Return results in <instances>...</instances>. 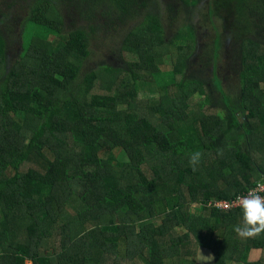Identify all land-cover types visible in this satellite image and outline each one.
Instances as JSON below:
<instances>
[{"label": "trees", "instance_id": "1", "mask_svg": "<svg viewBox=\"0 0 264 264\" xmlns=\"http://www.w3.org/2000/svg\"><path fill=\"white\" fill-rule=\"evenodd\" d=\"M66 1L69 10L24 3L22 42L30 22L54 38L20 42L15 57L18 0L0 9V264H197L186 259L198 247L213 264L260 249L243 264H264V232L243 238L234 231L240 208L208 205L264 177V0H210L212 44L195 31L201 0H169L168 27L152 4L121 40L128 60L84 74L91 43L107 38L100 17L113 20L124 0ZM226 41L236 92L219 77ZM139 82H155L158 96L140 99Z\"/></svg>", "mask_w": 264, "mask_h": 264}, {"label": "rangeland", "instance_id": "2", "mask_svg": "<svg viewBox=\"0 0 264 264\" xmlns=\"http://www.w3.org/2000/svg\"><path fill=\"white\" fill-rule=\"evenodd\" d=\"M29 1L31 0H18V2L17 0H15V2H17V5L15 6V8H13L14 12L12 17L15 21V24L14 23L13 24L16 26L15 29L16 33H11V37L13 39V41H11L10 44L11 57H15L21 51L20 42H22V40L20 33L24 28L23 22L25 21V15L27 11L26 8H24V3ZM54 1L59 6L67 10L70 9L69 2H67L66 0H54ZM7 2H10V0H0L1 10L3 9V6H5ZM210 3H211L210 0H201L200 4L196 6L197 9L194 14L195 18L193 23L196 27L195 31L198 35V40L200 44L202 43L212 44L213 42L212 40L217 32L214 31L213 28H210V24L207 23L206 17L203 16L206 13V9L209 7ZM152 4L155 7H158L160 17H162L163 19L162 21L166 23L167 27L168 24L173 23L172 21L169 20V18L172 17V13L170 12L169 0H159L156 1L155 4L153 3V1L150 0H124L122 8L118 7V10L115 11L113 20L100 17L99 19L100 23L104 25L103 26L104 29H108L107 32L105 31L106 33L105 35L107 36V38H104L102 41H93L91 43V54L82 66L81 69L82 74L86 73L87 70H89L90 68L96 67L100 63H105L114 67L121 66L123 60L126 59L125 57L122 56L120 50L121 40L126 34V31H128L130 28L134 27L135 25L139 24L143 20L145 14L151 9H153ZM67 21L70 22L71 18H67ZM77 22L78 21L74 20V23ZM215 22H217L216 23L217 29L219 30L218 32H220L221 31L220 22L218 21ZM1 26H3L2 28H6V24H3ZM174 31L175 29L173 31H168L166 32V35L168 33L170 38H172ZM34 36H40L48 39L54 38L53 34H51L46 27L42 25H37L34 22H30L25 35L26 40L24 41V43L22 42L25 48L28 46L29 39H31ZM227 43L228 44L224 47V49L228 52L227 53L222 52V54L218 58V63L220 65L219 67L221 70L219 77L222 80V86L225 90L228 91L231 90L232 92H236L238 90V86L236 87L235 85L237 63H236V58L234 57V53L232 52L235 49V45L231 44V42H227ZM165 60H166L165 61L166 65L163 66L162 69L165 71H170L172 69V64L170 63L169 58H166ZM196 62L197 60H195L193 63ZM197 68H199V66ZM203 73H204L203 76L204 78L212 79L210 75L211 72H209V70ZM198 74L201 75L200 72ZM137 87H138V96L140 99H150L158 96L157 84L155 82H139L137 84ZM207 88L210 91V93L215 95V90L213 89L212 84H208ZM193 97L194 99H197L199 102H202L204 98L202 94H198V93H195ZM191 211L197 215L201 214V209L199 205L191 206ZM177 231L183 233L185 232V229L177 228ZM205 242L207 243V241ZM260 256H261V250L257 251L253 249L247 253L244 261L257 260L260 258ZM186 260L188 262L194 261V263L197 264L214 263V257L212 252L204 247H198L196 250V255ZM244 261L239 263L229 262V264H243Z\"/></svg>", "mask_w": 264, "mask_h": 264}, {"label": "clouds", "instance_id": "3", "mask_svg": "<svg viewBox=\"0 0 264 264\" xmlns=\"http://www.w3.org/2000/svg\"><path fill=\"white\" fill-rule=\"evenodd\" d=\"M201 158L199 150L189 155V163L195 167ZM260 182L258 181V184ZM236 201L239 204L242 223L234 226L237 235L243 238H251L264 232V194L256 189H249L247 193L238 195Z\"/></svg>", "mask_w": 264, "mask_h": 264}, {"label": "built area", "instance_id": "4", "mask_svg": "<svg viewBox=\"0 0 264 264\" xmlns=\"http://www.w3.org/2000/svg\"><path fill=\"white\" fill-rule=\"evenodd\" d=\"M259 182L260 183L258 184V181H257L256 184L252 188H249V189H256L261 194H264V177H262L259 180ZM247 192H245V193H247ZM239 195H243V194H239ZM237 196H235V197H233L231 199L213 200L208 205L210 207H213V208H216V209H219V210H222V211H232L234 209H238L239 208V204L236 201V197Z\"/></svg>", "mask_w": 264, "mask_h": 264}, {"label": "crops", "instance_id": "5", "mask_svg": "<svg viewBox=\"0 0 264 264\" xmlns=\"http://www.w3.org/2000/svg\"><path fill=\"white\" fill-rule=\"evenodd\" d=\"M254 250H257V251H259L260 249H254Z\"/></svg>", "mask_w": 264, "mask_h": 264}]
</instances>
